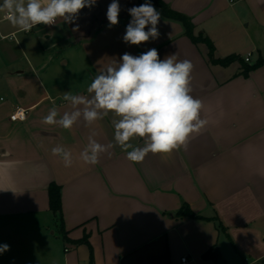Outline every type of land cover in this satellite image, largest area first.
I'll use <instances>...</instances> for the list:
<instances>
[{"label":"crops","instance_id":"obj_1","mask_svg":"<svg viewBox=\"0 0 264 264\" xmlns=\"http://www.w3.org/2000/svg\"><path fill=\"white\" fill-rule=\"evenodd\" d=\"M164 1L191 17L217 58L241 59L211 62L208 45L193 42L181 21L154 5L159 38L126 44L127 9L139 0H118L111 28L112 0L81 9L74 24L58 19L30 32L0 12V245H9L0 264H91V248L93 264H182L185 255L189 264H264V65L242 73L244 63L264 58V0ZM151 48L160 59L175 54L192 63L191 94L207 123L169 154L131 162L116 146L97 164L84 163L80 153L93 131L101 144L114 141L113 117L91 126L81 119L67 130L43 117L54 106L60 115L71 111L64 93L89 95L93 78L124 53ZM17 107L27 109L26 120H11ZM57 146L72 153L71 167L53 155ZM52 183L62 187L68 238L50 208ZM184 204L199 217L177 215ZM83 238L89 244L76 242ZM210 250L221 258H206Z\"/></svg>","mask_w":264,"mask_h":264},{"label":"clouds","instance_id":"obj_2","mask_svg":"<svg viewBox=\"0 0 264 264\" xmlns=\"http://www.w3.org/2000/svg\"><path fill=\"white\" fill-rule=\"evenodd\" d=\"M96 3L97 0H3L0 12L14 27L27 32L37 25H56L58 19L74 24L81 9ZM120 11L118 0H112L106 13L109 28L118 24ZM127 11L131 20L123 36L126 44L140 45L159 38L161 13L151 0ZM192 70L189 60H178L175 54L160 59L156 48L138 56L124 53L93 78L87 87L89 95L64 93L63 100L71 105V111L60 115L54 106L42 123L67 130L81 119L91 126L111 115L114 141L101 144L93 131L80 153L81 160L89 165L97 164L101 154L111 155L110 150L116 146L126 152L131 162H141L149 153L169 154L186 148L207 123L201 119L202 101L191 94ZM137 138L144 140L143 146L132 143ZM52 153L62 159L65 167H71L70 151L57 146ZM8 250L9 245H0V253Z\"/></svg>","mask_w":264,"mask_h":264},{"label":"trees","instance_id":"obj_3","mask_svg":"<svg viewBox=\"0 0 264 264\" xmlns=\"http://www.w3.org/2000/svg\"><path fill=\"white\" fill-rule=\"evenodd\" d=\"M141 4L145 3V0H139ZM152 5L157 6L161 13L169 18L176 19L181 21L184 24L185 27V33L190 39L195 42H204L208 45L209 47V58L211 62L222 64V65H229L232 62L236 60H240V56L237 54H231L227 57L224 58H217L215 56V45L213 41L204 36L203 34L196 35L195 34V25L191 19V17L178 12L170 7L168 3H166L164 0H151ZM264 65V58H260L256 63L254 64H247L244 63L243 66V75L248 76L249 73L252 70L257 69L258 67ZM49 198H50V208L51 210L59 217L60 222H61V232L64 238L67 237V231L65 229L64 225V220H63V213H62V187L56 183H52L49 187ZM177 215L180 216H192V217H199L197 214H195L190 206L188 204H184L183 207L177 212ZM221 226V224H220ZM77 243L85 242L89 244V241L87 238H83L80 240L76 241ZM206 258H214V259H220L221 254L216 253L213 251H208L207 253L204 254ZM91 264H93V249L91 248V259H90Z\"/></svg>","mask_w":264,"mask_h":264},{"label":"built area","instance_id":"obj_4","mask_svg":"<svg viewBox=\"0 0 264 264\" xmlns=\"http://www.w3.org/2000/svg\"><path fill=\"white\" fill-rule=\"evenodd\" d=\"M231 1H233V0H231ZM4 18H5V14H4ZM1 20L2 19H1V15H0V21ZM30 31H27V32H30ZM251 55H252L251 53H248L246 55L245 60L247 62H250ZM26 119H27V109H25L23 107H17L15 109V111L13 112V114L11 115V120H13V121H17V120L24 121ZM182 264H189V257L187 255H185V256L182 257Z\"/></svg>","mask_w":264,"mask_h":264}]
</instances>
